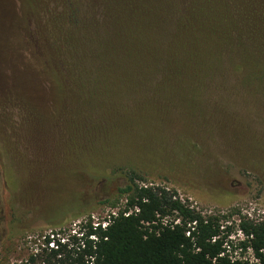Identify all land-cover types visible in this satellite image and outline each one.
I'll return each instance as SVG.
<instances>
[{
	"label": "rangeland",
	"instance_id": "rangeland-1",
	"mask_svg": "<svg viewBox=\"0 0 264 264\" xmlns=\"http://www.w3.org/2000/svg\"><path fill=\"white\" fill-rule=\"evenodd\" d=\"M249 2L264 8V0ZM235 15L232 0H0V264L46 263L36 256L40 233L60 237L87 220L106 223L125 207L118 189L132 182L167 188L217 217L231 250L243 239L239 220H264L259 80L223 96L206 82L215 61L230 58L221 49ZM152 16L163 18L164 32L149 28ZM193 18L208 54L172 62L166 45L177 23ZM160 30L164 52L154 34ZM76 35L96 64L85 77L97 105L91 113L74 96L62 108L41 62L47 56L61 66L58 46ZM240 41L251 49L244 53L255 74L257 46Z\"/></svg>",
	"mask_w": 264,
	"mask_h": 264
},
{
	"label": "trees",
	"instance_id": "trees-1",
	"mask_svg": "<svg viewBox=\"0 0 264 264\" xmlns=\"http://www.w3.org/2000/svg\"><path fill=\"white\" fill-rule=\"evenodd\" d=\"M172 1L179 6V0ZM232 5L236 15L231 16L228 40L221 49L223 55L228 52L230 58L215 61L218 65L214 64L211 68L207 88L218 96L231 91L241 93L253 87V81L248 79L258 78L256 92L264 93L260 87H264V8L252 5L249 0H238V4L232 0ZM194 15L200 19L197 13ZM214 19V23L219 25V16ZM163 25L161 16L150 18L151 30L161 29L164 32ZM177 27L174 38L168 43L161 30L154 32L159 50L164 52L167 43L165 51L170 53L172 62L179 61V58L183 60L182 56L192 59L198 50L204 60L208 49L195 32L201 27L196 25L194 18L180 25L177 23ZM243 39H251L257 46L253 53L260 57L261 66L255 74L248 70L250 65L244 52L251 49L241 43ZM80 44L81 38L76 35L66 38L65 43L58 46V52L62 50L64 54L61 66L52 64L47 56H43L41 62L53 89H58L62 95V108H67L68 97L72 99L74 96L83 105L81 108L85 107L91 113L96 111L94 106L97 105L91 104L85 93V79L95 73L96 64L89 58L88 50L83 48L85 45ZM53 53L56 58L55 48ZM51 61L54 63V60ZM195 62L196 57L193 59ZM175 73L179 77L185 75L181 66ZM198 76V71H194L190 78L197 80ZM221 101L226 104L225 100ZM262 103L264 107L263 99ZM89 106H92L91 110ZM118 107L121 110L123 105L118 104ZM117 194L126 197L125 207L105 220V226L101 223L93 225L91 220H87L77 231L66 236L56 237L58 232L53 231L47 235L40 233L43 247L36 256L46 255L44 264H264V220H239L237 226L243 239L232 250L241 248L246 251L249 248L254 261L232 259L226 252L224 237L220 236L219 219L211 215L203 216L177 197L175 192L132 182L119 188ZM80 214L81 211L76 215ZM28 261H34V254Z\"/></svg>",
	"mask_w": 264,
	"mask_h": 264
},
{
	"label": "built area",
	"instance_id": "built-area-1",
	"mask_svg": "<svg viewBox=\"0 0 264 264\" xmlns=\"http://www.w3.org/2000/svg\"><path fill=\"white\" fill-rule=\"evenodd\" d=\"M183 201V200H182ZM93 225H97V224H93ZM102 226H105V223L104 224H102ZM226 244V243H225ZM225 248H226V252H228V254H230V252L232 251L231 250V248H230V246L229 245H225ZM237 249H239V251H241V248H237ZM234 253H235V250L233 251ZM246 254L247 253H249L250 254V256H251V259H249V258H246V256H241V255H239L240 253H237L236 252V257H234L233 255H231L230 254V256H231V258L232 259H234V258H237V259H240V260H249V261H254V258H253V256H252V252H251V250L248 248L247 250H246V252H245Z\"/></svg>",
	"mask_w": 264,
	"mask_h": 264
},
{
	"label": "flooded vegetation",
	"instance_id": "flooded-vegetation-1",
	"mask_svg": "<svg viewBox=\"0 0 264 264\" xmlns=\"http://www.w3.org/2000/svg\"><path fill=\"white\" fill-rule=\"evenodd\" d=\"M3 223V213L2 210L0 209V226Z\"/></svg>",
	"mask_w": 264,
	"mask_h": 264
}]
</instances>
